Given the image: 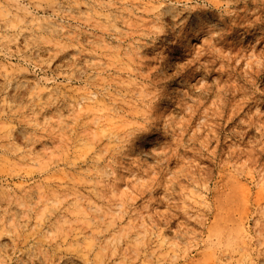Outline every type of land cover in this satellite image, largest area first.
Masks as SVG:
<instances>
[{"label": "rangeland", "instance_id": "rangeland-1", "mask_svg": "<svg viewBox=\"0 0 264 264\" xmlns=\"http://www.w3.org/2000/svg\"><path fill=\"white\" fill-rule=\"evenodd\" d=\"M0 264H264V0H0Z\"/></svg>", "mask_w": 264, "mask_h": 264}, {"label": "bare ground", "instance_id": "bare-ground-1", "mask_svg": "<svg viewBox=\"0 0 264 264\" xmlns=\"http://www.w3.org/2000/svg\"><path fill=\"white\" fill-rule=\"evenodd\" d=\"M168 9V8H167ZM170 11V10H169ZM193 20H195L196 22H202V18L200 17V16H195V19H193ZM208 20V19H207ZM212 23V22H211ZM210 24V23H209ZM186 42H189V39L187 38L186 40H185ZM94 94L93 93H87V94H85V97H83V99L82 100H86V101H94L93 99H94ZM110 137V136H109Z\"/></svg>", "mask_w": 264, "mask_h": 264}]
</instances>
